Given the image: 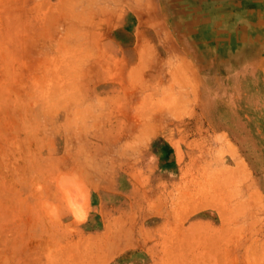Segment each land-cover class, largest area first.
I'll use <instances>...</instances> for the list:
<instances>
[{
  "label": "rangeland",
  "instance_id": "rangeland-1",
  "mask_svg": "<svg viewBox=\"0 0 264 264\" xmlns=\"http://www.w3.org/2000/svg\"><path fill=\"white\" fill-rule=\"evenodd\" d=\"M98 1L102 0H94ZM199 1L144 0L145 16H141L147 41L142 57L141 114L146 118L153 112L158 120L153 124H159L160 131L170 132L172 143L182 149L180 163L184 149L192 162H198L200 154L207 158L211 154L212 159L218 156L211 152L213 145H209V138H206V124L201 115L215 113L214 109L220 113L230 109L222 103L234 93L231 87L224 89L215 83L208 87L206 79L199 80L203 60L190 55L187 40L172 26L171 16L189 22L198 19L199 10L193 7ZM149 3L153 10L147 9ZM86 16L85 11H80L81 27L86 24ZM146 16L154 17L153 25ZM156 23L163 34L156 31ZM81 32L86 31L82 29ZM79 49L78 55L63 66L61 74L49 73L46 77L52 83L60 81L59 77L64 83H71L73 99H67L70 104L64 105L63 112L71 110L77 120H56L57 114L62 113V106L50 103L41 110L40 117L44 120H36L35 117H39L36 107H25L22 113V107L7 106V93H0L4 96L0 99V264H101L105 258L99 254L102 250L87 255L68 243L121 241L126 243L124 247H129L135 243L132 239L135 234L128 229L124 233L92 236L89 234L94 230L91 224L98 214L107 219V225L109 216L110 222L118 225L124 215L127 223L133 225L134 219L149 218L151 211L167 210L168 198L177 199L178 187L173 186V179L179 172L174 168L172 154L161 138L155 140L145 136L151 133L150 121L136 123L131 118L130 103L133 101L128 91L124 90L126 95L115 99L113 105H105L104 91L98 88L101 91L97 94L101 97L96 98L95 105L88 104L94 94L93 83L103 82L109 76L98 74L97 68L90 67L87 51ZM208 61L211 59H204V63ZM221 63L223 59H219L218 64ZM95 65L100 66L101 71L104 66L101 57L96 59ZM114 81L123 83V72ZM127 81L135 82L134 73L127 75ZM201 83L204 87L200 90ZM151 91L153 104L146 98V93ZM56 94L54 89L48 92L52 103ZM106 101L109 103V99ZM215 103L218 106L215 107ZM138 128L142 137L136 136ZM263 140L254 139L255 146H249L250 152H245L243 157L264 205ZM157 161L159 168H143ZM222 174L215 169L205 170L207 183L198 188L205 207L220 204L222 211L233 210L241 221L247 218H243L244 215L250 218L264 209L256 197L233 201L229 206L225 196H234L237 192L220 184ZM191 176L194 178V171ZM172 188L176 190L172 192ZM193 194L198 196L199 193ZM99 198L102 202L100 213L95 208ZM207 216L216 221L211 211L200 212L194 217ZM146 222L149 224L150 220ZM257 224L245 223L248 228L259 226ZM258 264H264V260H258Z\"/></svg>",
  "mask_w": 264,
  "mask_h": 264
},
{
  "label": "crops",
  "instance_id": "crops-1",
  "mask_svg": "<svg viewBox=\"0 0 264 264\" xmlns=\"http://www.w3.org/2000/svg\"><path fill=\"white\" fill-rule=\"evenodd\" d=\"M90 3L88 0H0V93H7L5 104L22 107V113L25 107L34 106L39 116L35 119L44 120L40 117L41 110L50 103L62 106V113L57 114L56 120H77L71 110L63 112L64 105L70 104L67 99H73L71 83H64L61 77L60 81L52 83L46 77L49 73L61 74L63 66L68 65L82 47L90 59L89 66L97 68L98 74L109 76L103 82L93 83L94 94L88 104L95 105L96 98L101 97L97 94L101 91L98 88L104 91L105 105L122 99L127 90L133 101L130 103L131 118L136 123L150 121L151 133L145 136L155 140L161 138L172 154L174 168L179 172L173 179L178 194L177 199H167V210L151 211L149 218L134 219L133 225L127 223L125 215L120 217L118 225L110 222L111 216L108 225L107 219L100 214L95 217L91 224L94 230L89 234L124 233L129 229L135 234L132 236L135 243L129 247H124L126 243L121 241L68 245H75L76 250L85 251L87 255L102 250L99 254L105 258L101 264H258V260H264V209L258 211L257 217V212L250 218L244 215L243 218H247L241 221L233 210L222 211L220 204L205 207L198 188L207 183L205 170L215 169L223 172L220 184L237 192L234 196H225L229 206L233 201L256 197L257 203L264 207L263 197L243 157L245 152H250L249 146H255L254 139H264V0H200L193 7L199 10V17L192 23L171 16L172 26L181 31L191 48L190 55L203 60L199 80L206 79L208 87L215 83L234 91L222 103L230 109L221 113L214 109L215 113L201 115L206 124V138H209V145H213L211 152L219 157L212 159L211 154L209 158L200 154L198 162H192L184 149L181 163L178 158L182 149L172 143L170 132L160 131L159 124H153L158 122L153 112L146 118L141 114L142 57L143 47L147 46L141 22V16H145L144 0H91ZM147 9L153 10L152 3ZM80 11L88 16L82 27ZM96 11L102 12L97 15ZM145 18L153 25L154 17ZM154 26L163 34L157 23ZM82 29L86 32H81ZM100 57L104 63L101 71V67L95 65ZM208 58L211 61L204 63ZM219 59H223V63L218 64ZM121 71L125 81H114ZM132 73L134 83L127 81V75ZM200 87V90L204 87L202 83ZM52 89L57 91L53 103L48 98ZM257 94H261L258 97L262 99L256 97ZM146 98L153 104V91L147 92ZM139 128L136 136L142 137ZM149 164L143 168L157 169L160 165L158 161ZM174 190L176 188H172V192ZM101 206L99 198L95 205L98 212ZM206 211L213 212L215 222L210 216L194 217ZM246 222H257L259 226L248 228Z\"/></svg>",
  "mask_w": 264,
  "mask_h": 264
}]
</instances>
